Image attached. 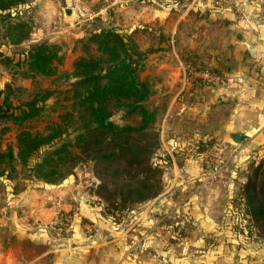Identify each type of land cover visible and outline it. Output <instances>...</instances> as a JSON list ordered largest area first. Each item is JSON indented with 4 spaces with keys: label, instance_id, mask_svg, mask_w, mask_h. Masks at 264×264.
Segmentation results:
<instances>
[{
    "label": "crops",
    "instance_id": "1",
    "mask_svg": "<svg viewBox=\"0 0 264 264\" xmlns=\"http://www.w3.org/2000/svg\"><path fill=\"white\" fill-rule=\"evenodd\" d=\"M211 1L192 0L178 14L171 9L155 8L148 18V22L159 20L165 24L163 32L170 38L169 46L153 51L146 59V67L155 81L145 78L153 83L155 106L161 103L163 108L156 109L161 111L156 126L160 129L162 150L170 155L176 148L182 154L187 151L180 163L173 155L164 161L175 171L182 169L179 178L168 179H179L184 183V190L206 175L201 167L202 159L193 156L199 143L211 137L228 139L242 132L246 144L264 146V0H234L229 8L221 10L213 9ZM191 9L201 17L200 25L196 23L194 29L189 25ZM140 22L141 19L138 26ZM209 22H216L212 29L215 43L211 49L207 45ZM180 46L197 55L194 62L213 66L224 72L227 80L218 85L202 79L194 82L195 77L186 72L193 67L183 60ZM207 52L214 54L212 59L205 57ZM192 167H197V172ZM67 182L70 180L58 187L37 181L24 191L7 194L6 206L0 205V264L252 263L244 257L236 260V252L230 248L223 252L201 250L199 256L196 254L190 259L187 255L170 254L166 245L163 246L162 237L148 240H141L138 235L132 240L116 237L100 219L98 207L90 204L87 192L79 187L69 192L71 185ZM191 193L187 191L186 195ZM204 194L203 191L195 194L202 206ZM156 202L154 199L150 204L153 206ZM209 209L204 207L205 229L210 226ZM68 211L73 216L69 232L59 222ZM197 215L201 218L204 214L199 210ZM84 220L95 222L91 225L96 230L94 234L89 233L91 226Z\"/></svg>",
    "mask_w": 264,
    "mask_h": 264
},
{
    "label": "rangeland",
    "instance_id": "2",
    "mask_svg": "<svg viewBox=\"0 0 264 264\" xmlns=\"http://www.w3.org/2000/svg\"><path fill=\"white\" fill-rule=\"evenodd\" d=\"M10 1V0H8ZM14 0L10 5H23L17 9L6 11L0 17V89L11 92V100L14 105L31 99L37 92L49 89L56 91L53 97L46 102V108L42 114L34 119L27 120L22 125H17L12 120H0V150L7 147H15L16 134L21 128H29L33 131H43L45 125L57 121L58 114L64 111L68 102H63L59 95L68 87L64 74L72 70L76 58L83 55V43L94 31L100 29L117 28L127 34L134 41L139 49L145 54L142 62L140 75L155 81L154 76L146 67V59L157 49H163L170 45V38L164 34L165 24L148 22V18L155 8L164 10L171 9L172 13H181L184 4L192 0ZM212 0L213 9H220ZM234 0L225 2L223 9L229 8ZM236 1V0H235ZM169 5H173L171 8ZM140 6V8L138 7ZM74 10V17L66 19L64 9ZM184 10V9H183ZM9 13V14H7ZM191 29L196 23L200 25L201 17L196 10L191 9ZM141 19L138 26V20ZM21 21L30 28L28 39L18 45L10 44L6 38V28L9 23ZM192 23V24H191ZM210 23V38L207 45L211 49L215 43L213 36V25ZM227 24V23H224ZM151 27V29H150ZM178 41L181 40L177 37ZM176 39V40H177ZM197 40V39H196ZM47 42L57 44L63 56L62 63L58 66V74L55 77H43L27 75L17 61L24 58L25 51L32 45ZM226 44V42H225ZM157 46V47H156ZM156 47V48H155ZM183 60L194 69H211L215 74L227 80L224 72L214 71L213 66L198 64L194 62L197 55L191 54L185 46H180ZM213 53L207 52L205 57L212 59ZM11 59V60H10ZM194 69H192L194 71ZM191 71V70H190ZM189 70L187 75L194 77ZM195 79H199L198 77ZM158 103L155 106L154 99L150 98L148 105L153 109H163ZM161 113V111H158ZM159 113V114H160ZM123 112L118 111L113 115L116 123L122 124L125 121L135 122V118H123ZM160 135V129L156 126ZM6 129V130H4ZM166 140V139H165ZM237 143L231 136L228 139L209 138L207 144L201 147L199 154L194 155L202 159L201 167L206 175L200 182H193L190 188L184 190V183L174 180L182 169L175 171V168L165 164L172 155L178 159V163L184 160L179 148L172 151V155L162 150V139L160 135V147L152 154V162L161 165L163 173L160 193L151 199L127 207H117L111 204L113 200L101 199L100 195L107 197L110 192L100 187L102 181L93 172V165L88 160H82L62 183L54 186L61 187L69 179V192L79 187L87 192L88 200L93 207H98L97 212L100 219L110 226L109 232L116 237L123 236L128 240L134 239V235L140 236L141 240L154 237L165 240L166 250L174 257L184 255L192 259L201 250L226 251L228 248L236 252V260L244 257L252 261L251 264H264V236L256 234L255 229L248 226V219L243 213L244 198L241 195V188L244 184L247 171L252 165L263 162L258 148L245 143ZM249 148V149H248ZM253 148V150H251ZM250 152H249V151ZM191 153V152H190ZM221 163V171L210 178L214 165ZM13 172L12 177L0 176V205L6 206L9 192L16 193L24 191L36 185L39 180L30 179L27 171L20 166ZM171 168V169H170ZM197 172V167H192ZM185 173V172H183ZM167 178V179H166ZM67 186V185H66ZM187 191L192 193L187 196ZM203 191L205 194L203 206L197 199L196 193ZM164 196H161L164 194ZM195 193V194H194ZM194 194V195H193ZM69 195V194H67ZM161 196V197H160ZM157 199L152 206L151 201ZM204 207H209L207 229L204 228L202 219L206 217ZM212 208V210H211ZM204 214L200 218L198 211ZM73 219L72 212H64L59 218L62 226L68 231ZM207 220V219H206ZM90 226L94 221L84 220ZM214 223V224H213ZM250 224V223H249ZM251 228L252 232L249 230ZM96 230L91 226L90 232ZM69 232V231H68ZM7 233V232H6ZM118 234V235H117ZM137 239V238H136ZM231 245V246H228ZM222 264H231L224 262ZM244 264V263H237Z\"/></svg>",
    "mask_w": 264,
    "mask_h": 264
},
{
    "label": "trees",
    "instance_id": "3",
    "mask_svg": "<svg viewBox=\"0 0 264 264\" xmlns=\"http://www.w3.org/2000/svg\"><path fill=\"white\" fill-rule=\"evenodd\" d=\"M13 1L0 0V17L23 5H10ZM29 34V26L21 21L7 25L10 44L22 43ZM60 50L47 42L32 45L17 65L30 77H55L63 59ZM82 50L84 54L75 59L72 70L64 74L68 87L59 92L63 102H68L66 109L43 131L21 128L17 132L15 147L0 150V176L12 177L18 165L30 179L58 185L85 159L102 181L100 187L110 192L107 197L100 195L101 199L113 200L111 204L123 208L154 198L160 193L163 168L152 162V154L161 144L158 112L148 105L153 83L140 75L145 54L117 28L92 32ZM55 94L45 89L14 105L11 92L0 89V120L22 125L37 118ZM118 111L123 118L134 117L135 122L116 123L112 118ZM204 144L207 141L199 143L196 152ZM241 195L248 226L264 236L263 162L247 171Z\"/></svg>",
    "mask_w": 264,
    "mask_h": 264
},
{
    "label": "built area",
    "instance_id": "4",
    "mask_svg": "<svg viewBox=\"0 0 264 264\" xmlns=\"http://www.w3.org/2000/svg\"><path fill=\"white\" fill-rule=\"evenodd\" d=\"M232 1V0H216L215 5L218 8H222L223 4L225 2ZM194 69V68H192ZM190 69V73L194 75V77H198L199 79H202L204 82L212 85H218L225 82V79L221 77L218 74H215L211 69L205 68V69H194V71ZM249 149V148H248ZM253 150V148L251 149ZM249 151V150H248ZM250 152V151H249ZM258 153L260 154V157L264 159V146H261L258 148ZM222 169L221 163H218L214 165L213 170L211 172L210 178H214ZM245 182V181H243Z\"/></svg>",
    "mask_w": 264,
    "mask_h": 264
},
{
    "label": "water",
    "instance_id": "5",
    "mask_svg": "<svg viewBox=\"0 0 264 264\" xmlns=\"http://www.w3.org/2000/svg\"><path fill=\"white\" fill-rule=\"evenodd\" d=\"M64 15H65V18L66 19H72L74 17V10L71 9V8H65L64 9ZM233 138L234 140L237 142V143H241L242 140L244 139V133L242 132H239V133H235L233 135Z\"/></svg>",
    "mask_w": 264,
    "mask_h": 264
}]
</instances>
